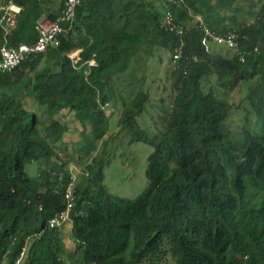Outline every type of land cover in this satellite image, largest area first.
<instances>
[{
  "label": "trees",
  "instance_id": "obj_1",
  "mask_svg": "<svg viewBox=\"0 0 264 264\" xmlns=\"http://www.w3.org/2000/svg\"><path fill=\"white\" fill-rule=\"evenodd\" d=\"M6 1L23 7L11 46L36 42L37 21L59 12L58 0ZM242 1L86 0L58 46L0 75V264H264V0L252 23L236 18ZM167 9L187 31L162 27ZM197 16L220 35L236 32L238 51L212 53ZM158 51L170 55L164 89L170 85L172 99L153 136L149 186L135 199L113 196L104 184L111 122L144 137L138 120L151 104L155 69L147 63L131 82L123 74L139 56L162 62ZM212 74L226 93L246 85L239 104L204 88ZM17 87L49 122L8 94ZM111 105L117 116L107 114ZM64 111L91 130L80 146L90 161L77 172L71 252L63 230L49 228L70 180L61 147L68 125L54 118ZM33 163L36 176L27 173Z\"/></svg>",
  "mask_w": 264,
  "mask_h": 264
},
{
  "label": "rangeland",
  "instance_id": "obj_2",
  "mask_svg": "<svg viewBox=\"0 0 264 264\" xmlns=\"http://www.w3.org/2000/svg\"><path fill=\"white\" fill-rule=\"evenodd\" d=\"M159 0H157L158 2ZM161 2V1H159ZM158 2V4H159ZM62 4L58 0L55 9L61 8ZM261 4L258 0H246L240 2L236 18L238 22L252 23L256 16ZM210 51L215 54H221L231 57L234 52L227 49L224 45H218L211 43ZM157 58L162 57V62L153 64V59H148L144 56H139L133 59L128 71L123 74L125 79L129 82L135 81L142 75L143 66L149 64V69L154 68L151 71L148 81L151 85V104L147 107V111L142 115L138 122L141 129L145 131L144 137L140 138V134H134L130 131H122L118 125V119L116 117L112 120L108 137L111 140L108 143L109 160L105 169V186L113 196L135 199L149 186V178L147 174L149 158L155 150L153 145L154 135L160 134L163 130L164 118L167 116L172 99V89L170 85L164 89V79L166 73L170 69V55L164 51H158ZM147 60V61H146ZM47 64L45 59L40 65L39 69H43ZM153 70V69H152ZM157 79L156 83H152V78ZM159 82V83H158ZM204 88L208 91L217 92L223 96L230 103L239 104V102L246 95V85L242 84L233 92L226 93L225 90L219 87L216 75H210L204 81ZM137 86H135L136 88ZM121 89V87H120ZM136 90V89H135ZM3 90L0 89V96ZM8 94H12L16 97H20L25 102V105L29 111L37 112L44 122H49L52 118L50 114H47L42 108H40L35 99L26 95V91L23 87H17L7 91ZM107 114L118 112V107H107ZM60 120L62 123L68 125L67 133L62 141V148L66 147L69 154V165L76 167L77 171L83 170L85 165L90 161V158L81 157L82 148L80 147L86 139L83 134L90 135V128H85L78 122L74 114H70L67 111L54 117ZM102 143H98V151L102 150ZM65 151H62V156L65 158ZM39 171L37 163L30 164L27 168V173L30 176H36ZM76 171V172H77ZM72 224L68 223L62 230L64 232L65 248L67 252L74 250V239L72 236ZM167 264H174L171 260Z\"/></svg>",
  "mask_w": 264,
  "mask_h": 264
},
{
  "label": "built area",
  "instance_id": "obj_3",
  "mask_svg": "<svg viewBox=\"0 0 264 264\" xmlns=\"http://www.w3.org/2000/svg\"><path fill=\"white\" fill-rule=\"evenodd\" d=\"M44 1V0H38ZM62 4L60 12L55 19L42 16L37 22V31L39 36L37 41L32 44H21L19 46H11L8 43L7 36L11 30L15 28L19 15L22 12V6L6 0H0V28L5 35V43L0 48V75L14 73L17 68L27 59H31L37 55L46 53L51 47L58 46L59 36L74 29L78 8L86 0H59ZM164 3L176 6H182L184 0H162ZM197 24L205 35L204 44L210 48V44L224 45L230 50L238 51V34L236 32H228L220 35L213 31L202 16H197ZM162 27L167 31H178L184 33L188 27L184 24L175 22L174 15L167 10L162 21ZM181 44L174 58L175 60L182 57ZM76 55H72L75 58ZM94 64V62H92ZM70 180L65 188L66 207L57 213L49 222L51 229L62 228L71 219V214L76 201V183L77 169L70 166Z\"/></svg>",
  "mask_w": 264,
  "mask_h": 264
},
{
  "label": "clouds",
  "instance_id": "obj_4",
  "mask_svg": "<svg viewBox=\"0 0 264 264\" xmlns=\"http://www.w3.org/2000/svg\"><path fill=\"white\" fill-rule=\"evenodd\" d=\"M161 1H162V0H161ZM162 2H163V1H162ZM13 3H15V2H13ZM163 3H164V2H163ZM16 4H18V3H16ZM164 4H165L166 6L170 5V4H167V3H164ZM19 5H20V4H19ZM60 9H61V8H60ZM167 10H168V9H167ZM167 10H165V13H166ZM22 11H23V7H22ZM21 13H22V12H21ZM20 15H21V14H20ZM20 15H19V16H20ZM43 16H45V15H43ZM18 18H19V17H18ZM48 18H49V17H48ZM17 21H18V20H17ZM37 22H38V21H37ZM16 25H17V24H16ZM15 27H16V26H15ZM4 36H5V35H4ZM7 37H8V36H7ZM16 47H17V46H16ZM227 49H228V48H227ZM209 50H210V48H209ZM75 55L78 56L79 53H76ZM76 56H75V57H76ZM70 166H71V165H69L68 167H70ZM68 169H69V168H68ZM77 172H79V171H77ZM77 172H76V173H77ZM69 173H70V171H69ZM77 176H78V173H77ZM70 177H71V174H70ZM77 181H78V178H77ZM76 184H77V183H76ZM75 190H76V189H75ZM75 193H76V192H75ZM65 200H66V199H65ZM75 203H76V201H75ZM65 207H66V206H65ZM64 209H65V208H64ZM64 209H63V210H64ZM60 212H61V211H60ZM72 212H73V211H72ZM71 215H72V214H71ZM49 222H50V221H49ZM68 223H71V219H70V221H69ZM68 223H67V224H68ZM67 224H66V225H67ZM66 225H65V226H66ZM65 226H63L62 228H57V229H63ZM49 228H50V227H49ZM50 229H51V228H50ZM25 257H26V255L23 254V258H25ZM21 263H22V259L18 260L17 264H21Z\"/></svg>",
  "mask_w": 264,
  "mask_h": 264
},
{
  "label": "water",
  "instance_id": "obj_5",
  "mask_svg": "<svg viewBox=\"0 0 264 264\" xmlns=\"http://www.w3.org/2000/svg\"><path fill=\"white\" fill-rule=\"evenodd\" d=\"M88 15H89V13H84V14H83L84 17H85V16H88Z\"/></svg>",
  "mask_w": 264,
  "mask_h": 264
},
{
  "label": "crops",
  "instance_id": "obj_6",
  "mask_svg": "<svg viewBox=\"0 0 264 264\" xmlns=\"http://www.w3.org/2000/svg\"><path fill=\"white\" fill-rule=\"evenodd\" d=\"M59 12H60V8H59ZM59 12H58V14H59Z\"/></svg>",
  "mask_w": 264,
  "mask_h": 264
}]
</instances>
